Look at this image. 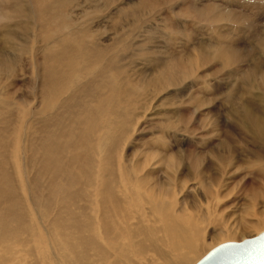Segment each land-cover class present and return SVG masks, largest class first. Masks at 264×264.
<instances>
[{"label":"bare ground","instance_id":"obj_1","mask_svg":"<svg viewBox=\"0 0 264 264\" xmlns=\"http://www.w3.org/2000/svg\"><path fill=\"white\" fill-rule=\"evenodd\" d=\"M14 1L6 7L0 0V18L9 9L10 13L33 18L34 13L21 0ZM37 1L35 16L39 15L44 23L41 28H48L54 16L60 17L64 25L54 27L52 33H42L46 36L45 49L41 50V77L32 84L25 82L21 91L28 93L24 98L29 99H17L19 93L11 90L14 81L24 76L28 52L12 47L14 34L3 36L8 40L0 36V264H190L200 251L197 221L205 219V223L212 224V217L185 219L194 220V230L173 219L172 205L158 199L164 197V191L149 181L152 173L146 171V163L151 153L146 154L145 167L137 163L124 169L117 164L120 156L114 160L113 148H123L130 136L126 129L130 122L119 109L131 113L132 106L140 102L127 70L121 67V52L128 56L130 50L129 34H122L119 42L100 46L94 43V36L87 37L88 27H81L80 19L72 18L74 0ZM145 1L139 0L137 6H132L136 9L131 7L128 12L126 8L120 10L136 19L132 20V31L144 25L140 16ZM152 1L159 7L177 0ZM190 1L183 0V4ZM221 2H190L181 15L198 21L231 23L233 27L246 19L242 13L228 9L229 1ZM215 31L225 38L222 27ZM258 35V44L264 49V34ZM89 38L92 45L87 43ZM202 43L198 50L203 65L212 62L226 67L232 62L248 61L255 77L247 73L243 80L264 86V71L256 53H242L226 41L211 46ZM166 55L156 61V71L170 64L179 68L193 63L190 56L185 62L176 53ZM78 77L88 81L74 91L71 87ZM259 101L264 102V96ZM34 102L41 104L37 110ZM235 111L239 125L259 147L248 153L264 160V123L244 104ZM218 150L223 155L233 152L228 145ZM158 155L159 163L173 159ZM181 155L176 154L179 163ZM195 156L194 164L199 166L203 159ZM215 158L223 162L221 155ZM225 161L229 160L225 157ZM144 208L149 209L154 225L170 222L169 227H163L164 238H157L161 231L155 226L144 229L140 214ZM89 212L96 217L88 219ZM248 215H252L251 210ZM135 217L137 229L132 223Z\"/></svg>","mask_w":264,"mask_h":264},{"label":"rangeland","instance_id":"obj_2","mask_svg":"<svg viewBox=\"0 0 264 264\" xmlns=\"http://www.w3.org/2000/svg\"><path fill=\"white\" fill-rule=\"evenodd\" d=\"M4 1L6 7L15 3L14 0ZM227 1L228 9L238 15L242 13L246 18L235 23L234 27L231 23L198 21L181 15L185 9L188 10L190 2L222 5L221 0H191L189 4L177 0L175 3L161 2L167 6L159 7L154 1L147 0L143 2L144 12L140 16L144 25L134 31L131 23L136 19L126 14L133 5L141 2L139 0H117L113 3L106 0L71 1L74 7L72 18L80 19L78 23L81 27H88L87 37L94 36V43L109 46L119 42L122 34H129L130 50L128 56L121 52L124 58L121 67L127 70L128 81L138 92L140 102L132 106L131 113L119 109L124 119L130 122L126 128L130 136L123 148H113L114 160L120 156V163L117 164L124 169L137 163L145 167L146 154L151 153L146 163V171L152 173L149 181L157 189H163L160 191H164L165 195L158 199L172 205L173 219L193 230L196 217L207 216L214 220L212 224L205 223V219L197 221L201 229L200 251L196 257L193 255L190 264H196L220 244L241 242L264 232V160H256L248 153L259 150V147L242 129L235 115L236 107L244 104L264 123V102L259 101L264 96V86L243 80L242 76L247 73L255 77V73L249 70L248 61L241 64L232 62L226 67L212 62L203 65L198 50L204 44L202 42L211 46L218 41H226L234 44L242 53H256V59L261 62L264 71V49L257 41L258 34H264V0H249L250 3L248 0ZM20 3L34 13L33 18H25L5 9V15L0 18V36L14 34L10 40L12 47L28 52L24 76L14 81L11 90L19 93L17 99H29L24 98L29 94L21 91L25 89V82L32 84L41 77V50L45 49L43 37L46 36L43 34L52 33L54 27L64 25V22L54 16L44 30L41 28L43 21L39 15L35 16L38 1L21 0ZM253 4L254 7H251ZM125 8L127 12L122 13L120 10ZM218 27L226 31L225 38L216 33ZM91 40L89 38L87 41L89 45H92ZM120 46L123 44H118ZM166 52L176 53L184 61L190 56L193 63L190 67L179 68L176 64H170L156 71L153 68L156 61L167 57ZM87 81V78L78 77L71 89L75 91ZM250 92L252 96H248ZM40 105L33 104L36 110ZM221 145L232 146V154H218ZM177 153L182 154L181 163L176 158ZM158 154L172 156L173 159L170 163H159ZM196 154L203 159L199 166L193 161ZM218 155H221L223 162L215 158ZM225 157L229 161H225ZM148 210H140L144 229L155 226L161 231L157 238H164L163 227H169L170 222L154 225V218L150 217ZM248 210H251V216ZM94 216L93 212L88 213V219ZM190 217L194 220L187 222L185 219ZM136 221L137 217L132 221L135 229ZM225 232L229 234L223 235ZM96 233L102 238L99 231Z\"/></svg>","mask_w":264,"mask_h":264},{"label":"water","instance_id":"obj_3","mask_svg":"<svg viewBox=\"0 0 264 264\" xmlns=\"http://www.w3.org/2000/svg\"><path fill=\"white\" fill-rule=\"evenodd\" d=\"M196 264H264V232L241 242L220 244Z\"/></svg>","mask_w":264,"mask_h":264}]
</instances>
